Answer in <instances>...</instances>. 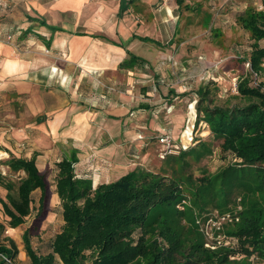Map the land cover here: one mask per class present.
Instances as JSON below:
<instances>
[{"label": "crops", "instance_id": "crops-1", "mask_svg": "<svg viewBox=\"0 0 264 264\" xmlns=\"http://www.w3.org/2000/svg\"><path fill=\"white\" fill-rule=\"evenodd\" d=\"M0 1V151L9 155L10 138L20 140L27 159L37 153V160L59 162L76 151L77 177L92 179V169L101 167L96 185L129 173L118 155L139 138L165 130L146 114L158 99L148 78L158 82L162 74L146 71L150 59L143 45L157 44L134 36L150 37L142 34L149 24L170 21L176 34L180 23L172 21V10L181 0ZM186 6L192 10L195 0ZM156 7L168 11L165 19L155 15L149 21ZM131 54L139 60L121 67ZM170 88L177 100L183 91Z\"/></svg>", "mask_w": 264, "mask_h": 264}, {"label": "trees", "instance_id": "trees-1", "mask_svg": "<svg viewBox=\"0 0 264 264\" xmlns=\"http://www.w3.org/2000/svg\"><path fill=\"white\" fill-rule=\"evenodd\" d=\"M262 5V10H247L238 18L251 33L249 63L257 75L264 70V46L260 44L264 40V0ZM43 25L50 27L46 22ZM134 38L161 46L150 37ZM138 60L131 54L121 67H131ZM263 88L264 85L254 88L241 83L238 91L249 101L246 105L200 108L211 133L223 139L222 151L243 158L244 163L232 164L202 184H195L188 177L190 196L175 177L143 168L94 186L92 179L77 177L76 151L60 160L56 193L64 224L46 254L36 252L30 227L26 228L22 240L31 264H250L254 256L264 260V224L258 220H249L239 229L241 218L237 230L232 232L239 244L215 251L205 247L196 225L198 212L200 215L205 212L206 195L215 194L227 200L235 184L246 179L264 180ZM244 141L247 148L241 147ZM38 156L34 153L29 159L14 156L9 159L7 165L11 170L26 173L17 186L0 177V186L7 191L6 200L1 203L12 229L23 225L31 215L32 194L36 190L41 191L40 203L45 201L47 181L38 168ZM4 231L6 227L0 223V264H6L5 258L15 264L19 249L13 239H1Z\"/></svg>", "mask_w": 264, "mask_h": 264}, {"label": "rangeland", "instance_id": "rangeland-1", "mask_svg": "<svg viewBox=\"0 0 264 264\" xmlns=\"http://www.w3.org/2000/svg\"><path fill=\"white\" fill-rule=\"evenodd\" d=\"M195 2L196 6H193L192 10L186 6L187 0H181L180 5H175V9L172 10L175 16L172 21L178 20L180 23L176 34L171 21L162 22L161 26L155 27L149 24L147 26L149 30L142 32L153 38L159 37L165 43L159 47L152 44L143 45L145 47L143 53L151 61L146 71L152 74V70L156 68V71L162 74L158 82L148 78L153 84L156 83V95L159 100L150 104L146 111L147 118H153L157 123L162 124L165 130L139 138L134 142L133 150L129 145L124 148L123 155H118L126 163V171L143 168L175 177L184 184L187 196H190L191 188L187 181L188 177L195 184H202L228 166L244 163L243 158L222 151L223 139L211 133L210 126L203 119V112H201L203 110L200 108L244 106L249 101L240 95L238 85L244 83L254 88L264 85V70L257 75L248 65L253 40L251 33L245 30L238 20L247 10H262V0H195ZM150 12L152 16L149 17V21H152L155 15L164 20L165 12L167 14L168 11L159 10L156 7ZM174 34L178 36L172 45V42L168 44L167 41ZM261 46H264V41L261 42ZM48 53L46 50L45 54ZM163 87L170 89L172 93L169 92L168 95L166 92L164 95ZM170 87H177L179 91H183L180 92L177 100L174 99L178 95L175 88ZM168 98L169 100H166ZM165 134H170L175 145L178 146V150L168 152L166 155H164L166 148L158 138ZM9 141L12 142V151H8L9 155L0 160V177L17 186L26 173L11 170L7 163L12 156L23 157L25 148L18 139L10 138ZM247 145L244 141L241 147ZM186 151L189 152L185 154ZM246 155L248 156L249 153ZM59 156L57 160H60ZM46 162L43 158L37 160L38 168L45 174L47 181L45 201L43 204L40 203V190L32 194V213L23 225L15 228L16 232L8 226L10 219L1 203L2 200H6L7 191L0 186V223L6 227L1 239L11 238L16 242L19 255L15 264H31V260L25 254L22 240L26 228L30 227L31 242L36 252L46 254L50 251L54 237L62 230L64 224L61 202L56 193L58 162L53 159L50 163ZM87 162L89 164L88 160L82 163ZM89 169H92V163ZM100 169L101 167L92 169L94 186H96L94 175ZM204 198L205 212L201 220H204L206 215L212 214L235 215L234 220L223 225L220 231L216 233L213 230V239H209L206 233L202 232L201 223L199 225L196 223L205 243L209 242L211 245L218 246V235L221 233L220 239H224L223 241L231 238L239 244L238 237L232 232L237 230L241 218L242 225L239 229L247 225L249 220H258L260 224H264V180L246 179L235 184L227 200H222L215 194L206 195ZM198 213L196 218L200 216V212ZM5 243L9 242L5 240ZM223 247L230 248L227 245ZM250 264H264V260L254 256L250 259Z\"/></svg>", "mask_w": 264, "mask_h": 264}, {"label": "built area", "instance_id": "built-area-1", "mask_svg": "<svg viewBox=\"0 0 264 264\" xmlns=\"http://www.w3.org/2000/svg\"><path fill=\"white\" fill-rule=\"evenodd\" d=\"M12 40V36L9 35L8 36V41ZM48 52V51H47ZM250 65V64H248ZM264 90V88H263ZM114 91V89H113ZM107 94L103 95L102 98L106 99ZM169 110H171L169 108ZM159 141L161 144H163L165 146V151H164V155H166L168 152L171 153L173 152V150H178V146L175 145L173 138L171 137L170 134H165L163 136H159ZM181 209H183V206H179ZM232 214L230 213H224L222 215H206L204 220H201L202 217H204V215H198V218H196V223L197 225H199L200 223V227L202 232L205 234L206 236L210 239L214 238V234H213V230L216 231V233L218 231L221 230L222 226L228 223H231L234 220V216H231ZM197 216V215H196ZM206 222V223H205ZM205 223V224H204ZM205 231V232H204ZM219 236V241L216 238V241H218V246L215 245H211L209 242L205 243V247L209 248L210 250H218L219 248H223V246H228L230 248H233L236 246V242L234 239L231 238H227V241H223L224 239H220L221 238V233L218 235ZM207 239V238H206ZM222 242V243H221ZM222 244V245H221ZM6 264H14L13 261L11 259L5 258Z\"/></svg>", "mask_w": 264, "mask_h": 264}, {"label": "bare ground", "instance_id": "bare-ground-1", "mask_svg": "<svg viewBox=\"0 0 264 264\" xmlns=\"http://www.w3.org/2000/svg\"><path fill=\"white\" fill-rule=\"evenodd\" d=\"M7 156V153L0 151V160ZM13 232H16V229H12ZM22 256H24V253H22Z\"/></svg>", "mask_w": 264, "mask_h": 264}]
</instances>
